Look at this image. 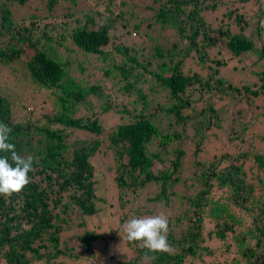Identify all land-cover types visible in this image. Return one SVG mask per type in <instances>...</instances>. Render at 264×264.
I'll return each instance as SVG.
<instances>
[{"label": "trees", "instance_id": "16d2710c", "mask_svg": "<svg viewBox=\"0 0 264 264\" xmlns=\"http://www.w3.org/2000/svg\"><path fill=\"white\" fill-rule=\"evenodd\" d=\"M134 1L0 0V66L30 81L34 92L54 95L57 109L35 120L25 110L27 98L19 97L18 112L0 84V122L12 129L18 154L34 157L22 194L0 195V264L99 258V226L87 223L109 210L96 194L92 159L99 151L112 160L120 225L159 213L168 218L169 252L128 242L132 258L110 255V264H264V44L256 51L252 85L214 79L225 60L214 50L220 41L231 58L256 49L241 33L248 21L239 7L224 15L241 31L219 28L214 40L205 14L217 11L220 0ZM258 17L264 20V11ZM186 58L213 73H185ZM93 61L100 66L92 73L76 74ZM116 72L122 79L112 98L113 84L86 79L100 74L114 82ZM158 93L165 104L150 110ZM121 98L129 101L117 106ZM235 105L239 116L250 111L252 118L225 120L231 129L222 131L224 138L214 135L220 149L209 155L208 133ZM103 114L129 119L107 128ZM74 132L82 138H72Z\"/></svg>", "mask_w": 264, "mask_h": 264}, {"label": "rangeland", "instance_id": "374dc122", "mask_svg": "<svg viewBox=\"0 0 264 264\" xmlns=\"http://www.w3.org/2000/svg\"><path fill=\"white\" fill-rule=\"evenodd\" d=\"M151 0H135V4H141V3H148ZM242 0H220V4L218 6L217 11L206 13L205 17L209 25H211V28L213 31H215L212 36L213 39L216 40L218 38V35L216 34V30L219 28H222V30L226 29L227 27L232 33H236L241 31V28L239 30L238 25L235 23L233 18H227L224 14H226L227 10L229 8H235L239 7L240 11L246 14V21H248L246 24L242 23L241 26L246 25L245 30H243L241 33L244 37L249 38L250 40H253L256 43V49L255 51L244 53L240 59L239 58H231L230 54L225 51L224 44L222 41L218 44V46L214 50H218V48L221 49V51L225 54V60L224 65L220 68V75L215 76L214 79L222 78L223 80H228L232 82L235 85H242V84H250L256 80V76L253 75V70L256 68L253 67L254 62L259 58V53L256 51L260 49L262 44H264V29H261V27H264V20L260 19L258 15L261 14L262 11H264V0H248L245 1V5ZM145 6V5H142ZM122 32V31H121ZM119 35H122L121 33ZM151 47L150 51L148 52V55L151 57L153 56V47L151 44H149ZM170 47V46H169ZM64 49V48H62ZM177 52V48H173V53ZM209 54L213 56V50H209ZM169 58V57H168ZM167 58V59H168ZM75 59V57H73ZM152 60V57H151ZM118 62V61H117ZM145 63V62H144ZM76 65V63H74ZM213 65V64H212ZM100 66V63L98 66L94 64V61L90 63V66H86V70L84 73L76 72V74L79 77L82 76H88L92 71H94L95 68H98ZM155 67V64L152 66V69ZM253 67V70H252ZM182 70L185 73L193 74L194 72L201 74L204 78L208 77L210 74H212V70H210L208 67L201 68L196 64V62L191 58H186L184 60V64L182 67ZM118 74V72H116ZM116 74V75H117ZM90 75V77L86 78L89 79L91 82L93 81H101L102 83H105L107 85H114V89L111 92V98L114 97V95L118 94V81L122 79L121 74H118L117 77H113V81H106V79L101 76L100 74L95 75V77ZM148 75L146 74V79L148 80ZM149 84V82L147 81ZM0 84H2L6 89L7 93L11 94L12 96V102L17 105H21L22 103L19 102L20 96H25L27 98V101L24 103L26 107L27 112H32L33 118L35 120L42 121L44 118V115H53L57 112V109L54 108V100L55 96L52 94H48L47 92H44L43 94H38L37 92L33 91V85L30 81H26L22 79L18 74H15L13 72H10L8 69H3L2 66H0ZM146 84V85H148ZM144 85V87H146ZM147 88V87H146ZM17 91L16 95H12L13 92ZM34 92L36 94H31L30 92ZM42 95V97H40ZM154 95V94H153ZM49 98H47V97ZM164 96V95H163ZM161 95V93H158V96L156 98V101L150 105V110H155V105L157 103H161V105L164 103V97ZM263 98V97H261ZM244 99V98H243ZM126 101H129L128 99H125ZM121 99H118L117 106H121L126 104L127 102ZM257 101V100H256ZM261 101V100H259ZM262 104V102H260ZM131 106V103H129ZM202 103H197L196 107L199 111L201 108ZM247 106L244 102L240 105ZM264 105V104H263ZM132 107V106H131ZM18 109V110H17ZM15 108L19 112V108ZM255 110V108H253ZM238 107L235 105L233 107H229L224 112V118L219 122L218 129H215L214 132L208 133V136L210 137V141L213 139L214 135L216 133L219 134V138H224L222 135V131H230L231 125H229V122L225 120H230L231 118H240L241 115L237 113ZM25 111V112H26ZM76 115V114H75ZM160 115V114H159ZM245 121H248L251 117V112L246 111L245 114H243ZM164 117V116H163ZM21 118V117H20ZM121 118L115 117L114 115L110 114H103L101 116L102 124L109 128L112 126H115L116 124L120 122H126L128 121L129 117L127 118L126 115H123ZM252 118V117H251ZM209 130L207 129L206 132ZM249 137V136H248ZM72 138H82V136L76 132L73 133ZM217 142V143H216ZM184 143H189V140L185 138ZM215 143V144H214ZM203 147L206 148V150H209V155H211L214 152H219L220 149V140L218 141H211L203 145ZM104 149V147H103ZM92 161L95 165V168L97 170V173H99V183L96 185V194L97 196H100L103 198L104 202L109 204V210L108 215L104 212L101 214H98L94 216L92 219H89L87 223L89 225H98L97 234L101 236L96 242L95 249L97 250V253H100L99 258H93L96 261V264H110L109 262V256H113L114 259L120 260V257H125L123 261H129L132 256L134 255L133 249L128 246V241L125 238V233L123 232L122 225L118 222V216L123 214V210H121L119 207V201L117 200L118 190L116 191V185L114 184V170H108L109 166L112 165V160L110 159V155H104L100 151L96 154L95 158H93ZM143 199H145L146 195L142 194ZM143 203L140 204L142 206ZM138 207V206H135ZM128 210V207L126 208V211ZM149 216V215H147ZM145 217V216H144ZM102 225V227H100ZM119 229L117 232H113L114 229ZM91 229V228H90ZM112 230V231H111ZM81 232V231H78ZM103 239V240H102ZM108 241L109 245L107 250L104 252H101L104 247V243ZM82 261H86L85 258H82ZM99 262V263H97ZM70 259H65L64 264H70ZM93 264V262H91Z\"/></svg>", "mask_w": 264, "mask_h": 264}, {"label": "clouds", "instance_id": "9594fccd", "mask_svg": "<svg viewBox=\"0 0 264 264\" xmlns=\"http://www.w3.org/2000/svg\"><path fill=\"white\" fill-rule=\"evenodd\" d=\"M12 129L0 122V195L5 198L13 194L20 195L31 183L28 175L34 171V157L31 155L21 156L10 142ZM11 161V162H10ZM125 238L130 243H137L142 249L152 253H166L170 251L168 242V218L163 213L145 217H132L123 225ZM96 264V261H92Z\"/></svg>", "mask_w": 264, "mask_h": 264}]
</instances>
